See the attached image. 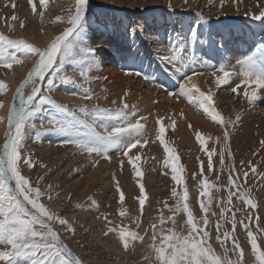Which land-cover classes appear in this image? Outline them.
I'll return each mask as SVG.
<instances>
[{
	"label": "rangeland",
	"instance_id": "374dc122",
	"mask_svg": "<svg viewBox=\"0 0 264 264\" xmlns=\"http://www.w3.org/2000/svg\"><path fill=\"white\" fill-rule=\"evenodd\" d=\"M39 2L40 0H33V4L29 5L28 0H0V36L13 41L22 40L26 45L44 50L56 37L71 27L68 23L70 19L68 10L73 9L72 15L75 14L73 7L75 0H71V6L67 5L68 0L64 3L65 5L60 2L61 8L51 12V7L56 0H45L44 7L39 9L40 13H47L43 23L40 22L42 16L32 10L33 6ZM204 7L205 5H199L192 10L178 12L168 2L167 7L163 9L154 6L151 11H142L140 8L138 12L133 13L135 20L119 25L120 17L130 11L125 8L124 11H120L116 6H109L100 0H87L80 26L64 42L70 47L63 56L60 53L57 54L53 68L46 72L45 80L40 81L34 77V85L32 82H26V78L23 83L15 85L11 91L9 111L13 106L18 109L21 97L26 99L34 86L41 88V92L25 109L31 115L28 116L25 124L23 147L18 150L21 157L18 162V171L29 181V187L38 189L42 193L37 202L42 204L50 214L64 219L71 225L73 232L67 231L58 220L49 222L52 231L59 236V243L67 246L72 257L75 255L80 264H99L102 259L113 264H160L155 248H163L165 255H168L172 251L170 245L177 244L184 237L189 236L187 214L183 210L185 206L191 213L194 224L208 233L202 247L212 249L213 259L220 260L221 264L226 262L235 264L238 259L240 264H259L252 253L248 231H251L255 237L257 251L264 253V175H261L264 173V143H262L264 137H258L260 135L258 130L252 129L251 135L242 141L247 133L239 135L238 130L234 133H228L225 130L214 138L200 131V136L196 134L199 140L197 137L191 141L184 140L173 125L167 124L147 109L149 104L155 101L160 102L159 99L155 98L148 105L144 102L141 107L127 102V96H121L119 100L113 101L114 94L121 92L125 96L129 92L128 89L119 90L117 85L112 83L113 81L110 83L107 79L94 84L92 78L86 75L84 66L87 65L86 62L81 59L84 51L73 41L76 36L81 38L86 35L88 27L95 19L94 14L103 11L106 14L116 15L113 19L110 17L112 20L109 19V22L117 25L115 31L118 32L119 43H115V40L108 42L106 61L109 66L113 65L115 69L117 68L118 72L117 70L115 72L118 74L135 76L150 87L152 85V88L158 87V91L155 92L151 88L154 95L170 93L179 98L185 96V90L177 93L180 87L168 78L165 65L168 68L171 67V58L169 54L167 55V49L176 47L182 49L181 46L189 40L193 31L195 44L190 46L194 48L196 58L204 56L208 59L202 62L200 67L207 77H213L217 71L227 72V76L235 74L234 70H230V66H233V61L237 62L239 59L232 57L231 53L242 55L244 60L246 56H251L253 62L260 59L264 64V18L255 20L247 15H243L242 18L232 15L220 18L218 6L213 4V1ZM161 16L168 18L170 22L163 17L164 19H160L164 20V24L154 26V21L159 20ZM13 17L15 19H12ZM56 17H60V20ZM147 19L152 23L149 28L162 35L157 44L154 43L155 46L147 35L148 30L142 28V24L147 22ZM232 23L234 26H231ZM41 24L48 28L43 29L42 26L41 29ZM131 27L134 31L133 36ZM231 27H236L238 32L234 36L230 33L225 36L226 31L233 29ZM17 29L28 36L15 35ZM48 29L50 30L49 39L40 46L38 33L47 32ZM98 37L97 34L92 36V45L96 43ZM173 49H171L172 55L176 56L181 52V50L176 52ZM0 50L5 52L9 62L12 56L17 57L21 62L38 56L32 54L29 58V53L23 49L9 47L2 42H0ZM260 53L263 54L262 57L259 56ZM165 57L167 59H164ZM61 58L64 61L62 65H60ZM58 65L60 66L57 70ZM32 67L33 65L27 72H31ZM11 71L12 68L0 66V84L4 86V90L0 92V155L3 154V143L6 141L10 127L9 111L3 119L1 107L4 105V95L11 88L5 79ZM145 76L151 77V80L146 79ZM221 76L227 77L225 73ZM47 79H52L54 82L51 90L47 85ZM132 80L135 82V79ZM22 85L23 92L18 95ZM225 85L219 84L215 91L218 95L221 93L230 97L238 104L235 100L240 99L235 95L237 97L239 95L232 96L231 90L230 92L224 90ZM202 91L197 92L195 88L190 87L188 96L192 101L188 99L187 102L198 119L201 117V121H205L204 124L211 125L208 121L211 116L207 119L204 107L197 108L202 99L200 95ZM58 93L74 95L82 102L67 105L59 99ZM41 97L50 100L51 103H40ZM194 102H198V105ZM257 103L260 107L259 111L263 114L264 102L257 100ZM34 104L39 105L38 111L34 109ZM255 104L252 103L253 106ZM125 105L127 107H124ZM121 109L126 116L116 115ZM94 110L107 111L111 113V116L101 119ZM156 110L155 108L154 111ZM36 122L39 125H36ZM137 122L140 123L141 130L139 135L133 133L132 142L136 143V147L126 149L120 144L113 145L107 149L108 160L96 156L95 153L89 155L76 145L67 143L68 138L54 130L66 125L73 130L74 135L91 139L93 134L106 136L112 131L113 126L129 128ZM233 122L236 123L235 120ZM161 127L164 128L162 135L159 132ZM226 134L227 139H225ZM28 135L31 136V141ZM121 140L127 143L128 136L124 135ZM201 141H203V147ZM165 147L171 149V154L176 158L174 163L179 169L177 173L172 172L173 161L165 165V160L168 159ZM125 151L128 152L127 156L124 155ZM221 152H223V161ZM43 153H46V156H43ZM136 156L140 159L136 160ZM25 159L32 161L31 167L24 164ZM130 159L134 160L135 168L140 170V176L135 174L133 165L129 163ZM68 161H72L73 164L70 170L65 171L70 165ZM209 163L212 165L211 170L208 169ZM244 172L248 173L247 177L243 175ZM94 174L98 179H94L91 184L85 182L90 175ZM173 175L180 176L179 184L172 179ZM230 176L233 178L232 185L228 183ZM74 182L75 185H73ZM10 186L14 187V181ZM117 186L120 189L119 192H117ZM141 186L144 189L143 206L139 204ZM121 195L124 197L123 201L120 200ZM185 196L186 199H182ZM229 197H231L230 200ZM247 200H251L254 207L246 204ZM58 208L61 209L58 210ZM122 209L123 215L120 214ZM222 212L223 216H221ZM243 225H247V228ZM34 227L39 230L38 225ZM122 232L135 233L136 236L126 235L122 241L120 239ZM153 233H155V239H153ZM196 235L199 240L203 232ZM93 236L103 238L110 247L109 250L102 249ZM165 236L172 239L166 242ZM49 239L51 240V237ZM0 250L3 248L0 247Z\"/></svg>",
	"mask_w": 264,
	"mask_h": 264
},
{
	"label": "snow or ice",
	"instance_id": "6c2138e0",
	"mask_svg": "<svg viewBox=\"0 0 264 264\" xmlns=\"http://www.w3.org/2000/svg\"><path fill=\"white\" fill-rule=\"evenodd\" d=\"M223 2L224 0H221V6H223ZM232 2H235V0H232ZM28 3L29 5H32L33 0H28ZM44 3L45 0H40L39 4L33 6V12L42 15L39 9L44 7ZM86 6L87 0H75V4L73 6L75 14L72 15L73 9L70 8L68 10L70 16L68 23L71 27L66 29L62 35L56 37V39L53 40L44 50H39L31 45H26L22 40L13 41L0 36V42L5 43L9 47L23 49L29 53V58H31L32 54L39 56V60L33 65L26 82H32L35 85V80L33 79L34 77L38 78L40 81L45 80L46 72L53 68V62L57 58V54L60 53L61 56H63L66 53L67 48L70 47V45H67L64 42L67 40V37L80 26ZM252 18L255 20L264 18V7H261L259 15L253 16ZM12 19H15V17ZM56 19L60 20V17H56ZM21 27H23V23H21ZM194 36L195 32L193 31L192 36L186 43L183 44L182 47L189 44H195V39H193ZM175 50L176 49L174 48L173 51ZM164 59L167 58L165 57ZM175 59L176 57L173 56L172 60ZM20 62L21 61L15 56H12L11 62H9V59L5 56V52L0 50V66L11 68L12 63ZM63 63L64 61L61 58L60 65ZM240 63L247 65L248 68H251L253 66V58L251 56L247 57ZM60 65L57 66V70ZM227 75L228 73L225 72V76ZM145 78L151 80V77L149 76H145ZM53 83L52 79H47L49 90H51ZM255 83L257 87L264 88V76L258 75L255 78ZM192 87L195 88V85ZM3 90L4 86L0 84V92ZM233 91H235V89H233ZM22 92L23 85L17 94L20 95ZM40 92L41 88L34 86L31 94L27 95L26 99L21 97L19 108L17 109L13 106L9 111L8 124L10 127L6 135V141L3 143V154L0 155V247L3 248V250H0V264H80L78 260L74 261V258L67 246H63L59 243L58 237L56 233L52 231L49 222L58 220L59 224L65 226L67 231L73 232L74 230L71 225L64 219H60L59 217L50 214L42 204L37 202L42 193L38 189L29 187V181L20 175L18 171V162L21 159L18 150L23 147V138L25 135L24 128L28 116L31 115V113H27L25 109L28 104L34 101L37 94ZM184 94L188 95L187 92H184ZM200 95L202 97V99H200V104L203 106L204 101L210 100V97L204 96L203 93ZM255 95L256 94L253 92L250 96H248L249 102L255 98ZM40 103H51V101L41 97ZM33 107L35 110H39L38 104H34ZM124 107L127 106L125 105ZM204 111L208 112L209 109L204 107ZM94 112L101 119L111 116V113L104 110H94ZM116 115L126 116L123 109L117 112ZM212 118L214 120L219 119L215 113H212ZM54 130L67 137V143L76 145L77 148L82 151H86L89 155L95 153L96 156L108 160L109 156L107 155V149L113 145L120 144L126 149L136 147V143L132 142L133 133L139 135L141 125L137 122L129 128H124L123 126H113L112 131H110L106 136L93 134L91 139H85L79 135H74L73 130L66 125L54 128ZM159 132L162 135L164 133V128L161 127ZM124 135L128 136L127 143H124L123 140H121V137ZM197 139L199 140L200 138L197 137ZM225 139H227V134L225 135ZM161 143H163L162 139ZM201 146L203 147V141H201ZM164 150L168 154V159L165 160V165H168L169 161H173L171 165L172 172L177 173L179 169L174 163L176 158L171 154V149L165 147ZM124 155L127 156L128 152L125 151ZM135 159L139 160L140 157L136 156ZM221 160L223 161V152H221ZM129 163L133 165L135 174L140 176V170L135 168L134 160L130 159ZM24 164L31 167L32 161L30 159H25ZM211 167L212 165L209 163L208 169L211 170ZM252 171L255 173V169ZM243 175L247 177L248 173L244 172ZM261 175H264V173ZM172 179L176 181V183H180L179 175H173ZM11 181H14V187L10 186ZM228 183L229 185L233 184V178L231 176L229 177ZM236 186L239 187V185ZM119 191L120 189L117 186V192ZM203 194L207 195V193ZM173 195H176V193H173ZM241 195L243 196V193H241ZM123 199L124 197L121 195L120 200L123 201ZM182 199H186V196L182 197ZM230 199L231 197H229V200ZM144 203V189L141 186L139 204L143 206ZM245 203L254 207L251 200H247ZM29 206L31 207L29 208ZM183 210L187 214V224L190 229L189 236L184 237L177 244L170 245L172 251L168 255H165L163 248H155L157 260L160 264H221L220 260L213 259L212 249L210 247L207 249L202 247L208 233L194 224L193 217L187 206H185ZM120 214H124L123 209ZM221 216H223V212L221 213ZM205 224H207V220H205ZM36 225L39 226V230L34 227ZM233 226L235 227L234 220ZM243 226L247 228V225ZM200 232H203V236L198 240L196 234ZM126 235L132 237L136 236L135 233L125 234L122 232L120 239L123 241ZM49 237H51V240ZM141 239L143 238L141 237ZM153 239H155V233H153ZM171 239L172 238L169 236L164 237L166 242ZM248 239L251 242L252 253L256 257V260L259 261V264H264V253L257 251L255 237H253L251 231H248ZM125 247H127L126 244ZM236 247L238 250V246ZM242 255L243 254L241 253V256ZM226 264H233V262H226ZM235 264H240V260L238 259Z\"/></svg>",
	"mask_w": 264,
	"mask_h": 264
},
{
	"label": "bare ground",
	"instance_id": "6f19581e",
	"mask_svg": "<svg viewBox=\"0 0 264 264\" xmlns=\"http://www.w3.org/2000/svg\"><path fill=\"white\" fill-rule=\"evenodd\" d=\"M139 1L138 0H100V2H105L109 4V6H112V7L116 6V8L120 9V11L121 10L124 11L125 9L127 11H130L124 14L122 17H120L119 22L117 20L119 25H123L127 21L135 20V17H133V13L138 12L139 11L138 9L140 8L142 9V11L143 10L151 11L153 10L154 6H159L160 9H163L167 7L168 2L171 3L173 7L176 8V11L182 12V11H187L190 9L192 10L196 6L199 7V5H205L206 7V4H208L210 1H213V4L218 6L217 11L220 12V18H225L226 16H229V15L237 16V17L239 16V18L240 17L242 18L243 15H247L250 18V16L253 17V16L259 15L261 7H264V0H235V2H232V0H224L223 6H221V0H141L140 1L141 3H139ZM60 2L64 4L65 2H67V0H56V2H54L53 6L51 7L50 12L55 10L56 8H61L62 4ZM67 5L71 6V0H68ZM46 14L47 13L45 12L44 14L41 15L42 16V18L40 19L41 23H43ZM115 16L116 15L114 14H106L103 11L97 14H94L95 19L94 21H92L93 24H91L88 27L87 32L85 31L86 35L81 38L76 36L75 39H73L74 43H77V45H79V47L82 48L84 51V56H82L81 59L84 62H86L87 65H84L87 71L86 75L92 78V81L94 84H97V82L100 80L103 81L107 79V81H109L110 83L113 81L112 83L114 85H117V88L119 90L128 89L129 92L125 96L121 92H119L118 94H114V96L112 97L113 101L119 100L121 96L123 97L127 96V99H126L127 102L134 103L135 105L141 107V105H143L144 102L148 105L150 102L152 103V100H154L155 98L159 99L160 102L155 101L154 103L149 104V107L147 109L150 112L152 111L153 112L152 114H154V116H158L162 120H164L167 124L173 125L176 131H178L179 135L184 140L186 139L188 141H191L194 138H196L197 137L196 134L199 135L200 131H201L200 133L203 132L207 136L214 138L217 135L222 134L223 131L225 130L228 133L229 132L234 133L236 132V130H238L240 132L239 135H243L247 133V135L243 137L242 139L243 141L245 140V138H247V136L249 137L251 135L252 129L253 130L257 129L260 134L258 135V137H262V138L264 137V118H263L264 113L262 114L259 111L260 107H258L259 105L257 103V100L264 102V88L257 87L255 83V78L258 75L264 76V64L261 63L262 60L256 59L255 62H253V66L251 68H248L247 65H243L242 63H240L241 61L244 60V57L242 55L239 56V54L237 53L236 54L231 53L232 57L239 59L237 62L233 61L234 62L233 66L232 67L230 66L231 68L230 70L232 71L234 70L233 72H235V74H233L232 76H227L226 78H223L221 74L223 75V73L225 72L217 71V73L215 72L216 74L213 77L212 76L207 77L206 74L203 72V70L200 69V67H202L201 64H203L204 61H208V59L205 58L204 56H201L200 58H196V52L194 51V48L190 46V44L186 45L185 47H182L183 46L182 45L181 46L182 49L180 47L175 48L176 52L181 50V52L177 53L176 56L172 55L171 49L173 48H170V50L167 49L168 50L167 55L169 54L168 56L169 58H171V67L168 68V66L165 65V70L168 74L167 75L168 78H171L173 81L177 83V86L180 87V89L177 90V93L185 90V92H187L189 95L190 93L189 88L191 87L193 89L192 86L195 85V90L197 92L198 91L201 92L203 90L202 91V93H204L203 95L210 97V100H206L208 105L206 104V102H204L203 106L199 104V107H197L198 102H194V104L195 103L197 104L194 106H196L198 109L199 108L202 109L203 107H207V106L209 110L211 109L209 111L210 112L209 116L206 112L207 119H209L208 117L211 116L210 120H208L211 125H207V124H204L205 121L204 122L201 121L200 119L201 117L198 119L197 115L195 114V111L191 109L192 107L187 102L188 99L189 100L191 99L189 98L188 95H185L182 98L176 97L177 95H172L170 93L168 95L166 94L162 95L163 93L162 94L159 93L160 96L156 95L157 93L154 95V92L158 91L157 89L158 87L152 88L153 87L152 85L150 87L147 83L143 82L141 79H138L135 76H130L127 74L120 75L122 73L118 74L117 68L115 69L113 65L109 66V63L106 61L107 59L106 50L108 49V42L110 40H115V43L116 42L119 43L118 42L119 38L117 37L118 32L117 30L115 31V29H117V25L116 24L114 25V22H109V19L111 18L113 19V17ZM163 17L164 16H161L159 17V20L154 21V26L155 24L156 26L157 25L159 26V24L162 26V24H164L163 22L164 20L161 21L160 18L164 19L167 16L164 18ZM170 17H174V16H170ZM150 24L152 23L150 22V20H148L147 22L142 24V28L143 30H146V29L148 30L147 35H149L154 45V43H156L162 35L160 33H155L153 30H151L149 28ZM42 26H43V29L46 28L44 27V24H41V29H42ZM231 26H234V24L232 23ZM231 29H232L231 31H226L225 36L228 33L232 34L233 36L236 35V33L238 32L237 28L231 27ZM49 31L50 30L48 29L47 32L40 31L38 33L39 34L38 41L39 43H41L40 46H43L42 45L43 42L48 41L49 35H50ZM130 31H131V35L133 36L134 31L132 27ZM158 32H160V30H158ZM96 34L99 35V37L97 38L96 43L92 45L91 43L92 36H95ZM15 35L28 36V34L24 33L23 31H20L19 29L16 30ZM252 36H254V34ZM32 37L31 39H33ZM156 47H159V45H156ZM242 54L245 55L244 53ZM173 56L176 57L175 60H172ZM259 56L262 57L263 54L260 53ZM38 59H39V56H36L35 58L22 61L19 65L12 63V67H11L12 71L10 72L9 76L5 78L8 81V83L11 85V88L9 91L6 92L3 98L4 105L3 107H1L3 119H5L9 111L8 104L10 101L11 91H13V87L17 84H21L24 82V80L28 77L30 73V71L27 72V70L32 65H34ZM115 70H117V72H115ZM132 79H135V82H133ZM221 83L226 84L224 86L226 87V89L224 88L225 91L227 92H230V90L232 91L231 92L233 94V95L231 94L232 96H234V94L239 95V97L235 95L236 98L240 99V100L238 99L235 100L238 102V104L232 101L231 98L228 96L222 95L221 93H219L220 95H218V92H216L215 90L217 86ZM151 88L154 90V92ZM233 89H235V91H233ZM253 92L256 94L255 98L251 102H249L248 96H250ZM193 94H194V91H193ZM58 97L62 102H64L67 105L68 104H79V103L81 104L82 102L80 98H77L76 96L71 95V94L67 95V94L58 93ZM171 98H174V99H171ZM171 101H173V103ZM253 102L256 103L254 106L252 105ZM189 106L191 108H189ZM155 108L157 109L156 111H154ZM242 108H243V111H242ZM212 113H215L219 117V119L214 120L212 118ZM228 119L232 121L229 122ZM233 120H235L236 123H234ZM35 124L39 125L37 122ZM234 126H236L237 129ZM28 136L31 141V136L30 135ZM43 156H46V153H43ZM67 160L70 161V159H67ZM67 160L65 161L67 162ZM69 164H70L69 167H67L65 171L70 170L71 165L73 164L72 161L69 162ZM94 179H98V177L95 178V174L90 175L89 178H87L85 182H89L91 184L92 182H94L93 181ZM77 181L80 182L79 179H77ZM73 185H75V182L73 183ZM87 188H88V185L86 186V189ZM86 189L85 191L88 190ZM85 191H82V192H85ZM60 209L58 208V210ZM79 217L80 219H82V216L79 215ZM93 238L96 239L97 243H100L102 249L109 250L110 247L104 242L103 238L100 239L99 237H95V236H93ZM73 258L75 260L74 256ZM99 264H113V263L106 261V259L105 260L102 259L99 262Z\"/></svg>",
	"mask_w": 264,
	"mask_h": 264
}]
</instances>
